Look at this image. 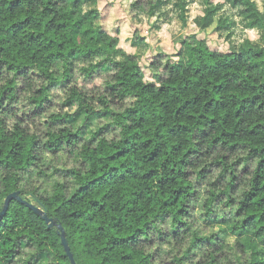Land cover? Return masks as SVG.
<instances>
[{
    "label": "trees",
    "instance_id": "1",
    "mask_svg": "<svg viewBox=\"0 0 264 264\" xmlns=\"http://www.w3.org/2000/svg\"><path fill=\"white\" fill-rule=\"evenodd\" d=\"M78 2L0 0V212L18 192L63 228L75 264H261L263 15L234 0L238 16H257L258 48L185 39L186 62L158 55L150 82L136 56H109L117 38ZM58 85L71 110L46 115ZM0 264L71 262L57 227L13 200Z\"/></svg>",
    "mask_w": 264,
    "mask_h": 264
},
{
    "label": "rangeland",
    "instance_id": "2",
    "mask_svg": "<svg viewBox=\"0 0 264 264\" xmlns=\"http://www.w3.org/2000/svg\"><path fill=\"white\" fill-rule=\"evenodd\" d=\"M171 0L162 1L151 14L137 13L130 9L131 0H79L78 8H71L83 18H91L96 12L98 19H90L95 29L99 25L118 43L110 57L118 62L126 60L127 55L136 56L146 81L155 80L149 68L155 58L164 54L180 64L186 62L188 48L183 40L193 38L205 42L210 50L226 53L241 52L247 45L258 48L263 31L256 23L257 16H238L233 9L234 0ZM210 4L215 9L209 11ZM258 12L264 17V0H253ZM209 21L205 25V21ZM63 86H55L50 92L49 109L46 115L68 112L62 94ZM225 229V225L221 226ZM228 236V241H234ZM257 243V242H256ZM258 244V262L264 264V245Z\"/></svg>",
    "mask_w": 264,
    "mask_h": 264
},
{
    "label": "water",
    "instance_id": "3",
    "mask_svg": "<svg viewBox=\"0 0 264 264\" xmlns=\"http://www.w3.org/2000/svg\"><path fill=\"white\" fill-rule=\"evenodd\" d=\"M13 200H17V201L21 202L22 204L27 206L29 209L34 211L37 215H39L44 220V222L47 224V226L49 228H52V227H55V226L57 227V231H58V234L60 236L61 245H62L63 249L65 250L66 255L68 256L71 264H75L73 256H72V254L70 252V248L68 246V242L66 240L63 228L60 225H58L55 221H53L52 219L48 218L47 215L45 214V212L42 209H40V208L30 204V203L22 201L21 198L18 196V192L11 193L4 199L3 208H2V211L0 212V219L5 214L9 203L11 201H13Z\"/></svg>",
    "mask_w": 264,
    "mask_h": 264
},
{
    "label": "crops",
    "instance_id": "4",
    "mask_svg": "<svg viewBox=\"0 0 264 264\" xmlns=\"http://www.w3.org/2000/svg\"><path fill=\"white\" fill-rule=\"evenodd\" d=\"M252 2H253V0H251ZM257 10H259V9H257ZM260 11V10H259ZM260 13H261V11H260Z\"/></svg>",
    "mask_w": 264,
    "mask_h": 264
}]
</instances>
